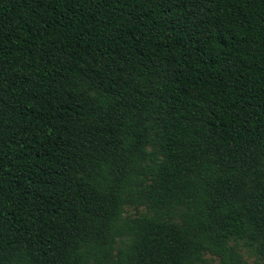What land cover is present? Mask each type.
Here are the masks:
<instances>
[{
    "label": "trees",
    "instance_id": "trees-1",
    "mask_svg": "<svg viewBox=\"0 0 264 264\" xmlns=\"http://www.w3.org/2000/svg\"><path fill=\"white\" fill-rule=\"evenodd\" d=\"M239 240L264 264V0H0V264Z\"/></svg>",
    "mask_w": 264,
    "mask_h": 264
},
{
    "label": "rangeland",
    "instance_id": "rangeland-1",
    "mask_svg": "<svg viewBox=\"0 0 264 264\" xmlns=\"http://www.w3.org/2000/svg\"><path fill=\"white\" fill-rule=\"evenodd\" d=\"M131 214H135L134 210H129L128 211ZM237 246H238V250L240 251L241 255L243 256V261L245 264H258L259 262L255 259V257L253 256V251L250 250L247 247V245H245L244 241H237ZM207 259H209V264H217V261L214 259H210L209 257H207Z\"/></svg>",
    "mask_w": 264,
    "mask_h": 264
}]
</instances>
